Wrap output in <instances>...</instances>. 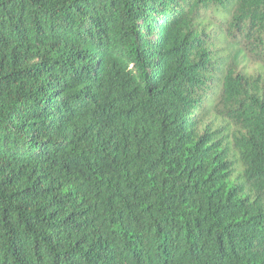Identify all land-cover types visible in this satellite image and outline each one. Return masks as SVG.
Returning <instances> with one entry per match:
<instances>
[{
  "label": "trees",
  "instance_id": "obj_1",
  "mask_svg": "<svg viewBox=\"0 0 264 264\" xmlns=\"http://www.w3.org/2000/svg\"><path fill=\"white\" fill-rule=\"evenodd\" d=\"M0 264H264V0H0Z\"/></svg>",
  "mask_w": 264,
  "mask_h": 264
},
{
  "label": "rangeland",
  "instance_id": "obj_2",
  "mask_svg": "<svg viewBox=\"0 0 264 264\" xmlns=\"http://www.w3.org/2000/svg\"><path fill=\"white\" fill-rule=\"evenodd\" d=\"M206 17L211 18L212 20L213 15L209 12L208 14H206ZM251 46L253 47L254 45L253 44L250 45L249 48H251ZM243 64L245 66V69H247V71H250L251 73H255L256 71H258V68L261 65V60L257 58L254 54H249L248 59L244 61Z\"/></svg>",
  "mask_w": 264,
  "mask_h": 264
}]
</instances>
